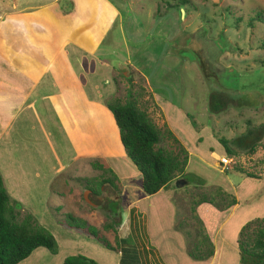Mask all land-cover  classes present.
<instances>
[{"label": "rangeland", "instance_id": "rangeland-1", "mask_svg": "<svg viewBox=\"0 0 264 264\" xmlns=\"http://www.w3.org/2000/svg\"><path fill=\"white\" fill-rule=\"evenodd\" d=\"M50 1L0 0V35L4 22H14L13 13L21 11V21H26L31 15L27 9L38 11ZM139 4L146 9L138 13L139 31L125 29L122 37L115 23L112 39L101 46L102 55L113 53L108 62L114 68L132 50L131 64L137 69L127 65L115 73L106 88H114L115 95L108 94L103 102L134 101L159 134L156 150L182 171L166 188L146 195L142 176L111 123L109 139L99 148L102 155L74 156L69 143L68 148L54 139L56 121L46 102L39 100L48 89L42 87L7 132L13 139L11 156L3 108L18 103L24 92L21 76L9 73L10 90L1 91L0 101V175L9 194L7 217L43 228L58 244L56 254L38 248L20 264H62L77 253L98 264H119L123 250L135 264H199L188 253L210 260L211 251L216 253L212 264H239L237 227L250 222L240 236L249 244L264 228V138L252 155L229 156L218 141L264 122V0ZM40 51L33 49L32 54L40 56ZM209 79L247 105L209 112ZM99 91L105 94L103 88ZM43 118L53 124H44ZM221 157L229 160L226 167L219 165ZM204 201L212 202L208 211L201 207ZM69 217L93 227L115 250L70 227ZM217 229L219 237L213 241Z\"/></svg>", "mask_w": 264, "mask_h": 264}, {"label": "crops", "instance_id": "crops-1", "mask_svg": "<svg viewBox=\"0 0 264 264\" xmlns=\"http://www.w3.org/2000/svg\"><path fill=\"white\" fill-rule=\"evenodd\" d=\"M56 1L51 0L48 5L38 8V11L27 9L26 13L31 15L26 16L29 17L26 21H21V11L13 13L14 22L9 19L1 26L5 30L0 35V86L3 88H0V101L4 98L1 91L7 89V82H11L8 78L11 72L21 76L24 92H20L18 103L9 102L4 105L3 127L7 133L15 125L13 122L19 117L21 110L38 92L37 88H48L46 90L49 93L46 90L41 92L39 100L46 102L53 114L52 119L56 121L53 124L49 118H43L44 124L54 125V139L60 145H64V142L66 147L69 148L70 145L76 150L74 156L102 155L99 148L102 142L109 139L108 125H116L106 102H103L108 94L115 95V89L106 88L110 87L109 82L123 66H132L134 52L129 49L128 57L119 60L120 64L114 68L110 64L112 61L108 62V55L114 57L113 53L102 55L101 46L107 45L112 39L115 23L119 24L122 37H125V29H135L132 33H137L140 23L138 13L146 10L143 8L145 5L140 6V0H135L138 4H133V0H77L76 17L58 20L48 9ZM33 49L41 50L43 63L37 59L38 56L32 54ZM134 67L136 69L135 64L132 69ZM101 88L105 91L103 96L99 95ZM2 107L1 103L0 108ZM45 113L46 111L43 115ZM4 136L11 139L10 147L7 146L6 149L12 156L13 139L8 133ZM90 142L93 144L92 148L89 147ZM64 150L67 151L65 148ZM105 153L106 151L104 155ZM201 205L209 210V203ZM245 223L242 222L237 227L236 234ZM213 235L214 241L219 237L218 229ZM234 243L237 245V238ZM236 250L239 257L238 247ZM215 255L213 253L210 260H200L197 263L212 264Z\"/></svg>", "mask_w": 264, "mask_h": 264}, {"label": "trees", "instance_id": "trees-1", "mask_svg": "<svg viewBox=\"0 0 264 264\" xmlns=\"http://www.w3.org/2000/svg\"><path fill=\"white\" fill-rule=\"evenodd\" d=\"M76 5V0H57L49 7V11L58 20L73 19L77 15ZM37 59L42 63L44 62L41 56H38ZM210 83L209 112L216 114L225 111L229 106L241 107L247 105V102L238 100L230 92L221 90L213 85L211 81ZM106 106L113 115L119 132L120 142L127 157L142 176V191L150 196L166 188L175 174L182 170L181 168L178 169L179 167L175 161L167 159L156 150L159 140L158 132L146 120L145 115L138 110L134 101L125 103L107 102ZM263 138L264 122L247 127L245 132L233 139L228 140L220 137L218 141L229 156L237 154L252 155ZM246 175L250 178H256L250 173H246ZM204 202L212 203L210 201ZM8 203L9 194L3 186L0 175V264H19L38 248H44L50 253L56 254L58 244L55 238L44 231L43 228H33L30 223L18 224L8 219ZM234 204H236L235 201L231 203V205ZM69 218L73 221L70 227L81 229L88 236L95 237L107 249L115 250V247L106 239L95 234L93 227L87 225L84 221L77 222L75 218ZM249 224L250 222L242 226L237 238L239 264H264V228L257 230V238L253 239L250 244L240 240L241 234L245 232ZM121 253L122 256L119 264H135L132 259L133 256L129 254V251L125 252L123 250ZM212 255L213 252L211 251L210 256ZM188 256L196 261L206 260L204 257L193 256L191 252L188 253ZM62 264L98 263L78 253L65 257Z\"/></svg>", "mask_w": 264, "mask_h": 264}, {"label": "built area", "instance_id": "built-area-1", "mask_svg": "<svg viewBox=\"0 0 264 264\" xmlns=\"http://www.w3.org/2000/svg\"><path fill=\"white\" fill-rule=\"evenodd\" d=\"M229 164V160L225 157H221L219 161V165L222 167H226Z\"/></svg>", "mask_w": 264, "mask_h": 264}, {"label": "water", "instance_id": "water-1", "mask_svg": "<svg viewBox=\"0 0 264 264\" xmlns=\"http://www.w3.org/2000/svg\"><path fill=\"white\" fill-rule=\"evenodd\" d=\"M179 183H180L179 180H177V181H176V185H179Z\"/></svg>", "mask_w": 264, "mask_h": 264}]
</instances>
